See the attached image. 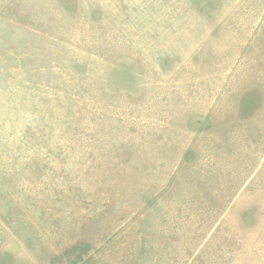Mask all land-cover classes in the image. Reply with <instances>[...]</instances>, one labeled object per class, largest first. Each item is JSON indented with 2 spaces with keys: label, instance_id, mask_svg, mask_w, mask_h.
Masks as SVG:
<instances>
[{
  "label": "rangeland",
  "instance_id": "1",
  "mask_svg": "<svg viewBox=\"0 0 264 264\" xmlns=\"http://www.w3.org/2000/svg\"><path fill=\"white\" fill-rule=\"evenodd\" d=\"M0 264H264V0H0Z\"/></svg>",
  "mask_w": 264,
  "mask_h": 264
}]
</instances>
